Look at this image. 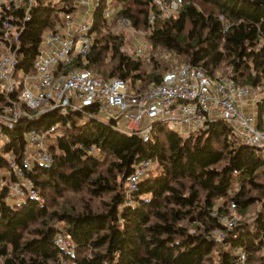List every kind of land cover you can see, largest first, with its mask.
Masks as SVG:
<instances>
[{"label": "trees", "instance_id": "obj_1", "mask_svg": "<svg viewBox=\"0 0 264 264\" xmlns=\"http://www.w3.org/2000/svg\"><path fill=\"white\" fill-rule=\"evenodd\" d=\"M0 4V54L15 53V76L32 74L42 33L57 31L75 1L35 0L29 9L14 0ZM114 5L109 18L101 6L94 8V43L64 71L84 67L145 90L174 69L172 61L186 62L211 80L229 76L239 87L264 92V0H181L167 16L152 0ZM120 16L144 31L148 59L124 50V32L112 29ZM5 18L9 31L2 26ZM17 94V88L8 94L0 86V113L10 115L14 104L25 110L11 128L0 126V171L9 155L21 164L27 132L56 126V137L47 136L53 140L47 148L51 164L25 170L35 196L8 204L6 182L16 177L0 176L2 264H264V146L245 144L220 120L190 135L157 124L144 142L93 118L98 105L38 112L26 109ZM91 146L98 155L89 153ZM147 159L153 168L128 203L125 179L136 162ZM231 202L245 219L218 240L215 231L222 229L221 216L229 218ZM58 225L70 237L73 255L53 242ZM237 250L245 252L243 263Z\"/></svg>", "mask_w": 264, "mask_h": 264}, {"label": "built area", "instance_id": "obj_2", "mask_svg": "<svg viewBox=\"0 0 264 264\" xmlns=\"http://www.w3.org/2000/svg\"><path fill=\"white\" fill-rule=\"evenodd\" d=\"M74 1L75 7L63 12L58 30L42 33L32 74L18 72V77L15 76L17 59L14 52L0 56V86L8 94L17 88V98L26 109L38 112L58 109L65 114L81 111L85 106L98 105V112L109 117L113 128L126 135H138L144 142L151 138L157 124L166 125L175 134L190 135L204 129L210 122L220 120L228 122L245 144L264 146V92L261 93L262 97L257 98L255 89L239 87L229 76L211 80L202 69L185 62L165 72L157 84L140 90L137 82L132 86L118 77L106 79L84 67L64 71L73 56L87 53L94 43V8L101 6L104 18L111 15L108 0ZM34 2L16 0L15 5H27L29 9ZM152 2L164 13L177 10L181 0ZM24 19L28 20V17ZM152 20L153 16H150L149 22ZM2 26L7 31L13 28L7 18L3 20ZM117 28L129 30L137 38L127 16L115 20L112 29ZM130 55L141 60L150 57L149 51L139 45L131 50ZM260 106L261 111L257 115ZM24 114L25 110L14 104L10 115L0 113V126L4 124L11 128L13 122ZM50 135L56 137V126H51L42 134L35 130L27 132L26 145L31 146L33 151H29L26 146V156L21 164H16L13 156L9 155V165L0 173L1 177L11 174L16 177V180L6 182L7 200L14 197L16 202H20L26 196H35L33 183L25 177V170H30L35 163L51 164L52 157L43 145L45 137ZM88 151L98 155V149L94 146ZM133 167L125 179L128 203H131L129 193L152 169L149 159L140 160ZM234 205L230 203V207ZM212 213L217 215L215 210ZM220 223L222 229L215 231L218 240H222L225 232L233 229L237 222L235 218L221 216ZM54 234L53 242L67 255H73L75 249L64 229L58 226ZM237 257L243 263L245 252L237 250Z\"/></svg>", "mask_w": 264, "mask_h": 264}, {"label": "rangeland", "instance_id": "obj_3", "mask_svg": "<svg viewBox=\"0 0 264 264\" xmlns=\"http://www.w3.org/2000/svg\"><path fill=\"white\" fill-rule=\"evenodd\" d=\"M3 0H0V2H2ZM15 2H16V0H14ZM108 4H109V8H111L110 10H111V12H113V10H114V8H115V0H108ZM0 8H1V4H0ZM171 14H174V12H172V11H167V12H164V15L165 16H167V15H171ZM116 31H123L124 32V37H125V39L126 40H128L129 41V46L127 45V47H124V50L126 51V52H128V53H130L131 52V50L136 46V45H139V46H141L142 48H145L147 51H149V55H150V53H151V51H150V46H149V43H148V41H147V39H145V33H144V31L142 32V31H140V30H137V29H135V32L137 33V38L135 39L134 37H133V34H132V32L131 31H129V30H124V29H122V28H117V29H115ZM9 52H4V53H1L0 54V56L1 55H3V54H8ZM151 56V55H150ZM146 59H148V58H144V60H146ZM171 63H173L175 66H174V68H176V66H178L179 64H181V63H177V62H171ZM257 98H260V97H262L261 96V93L260 92H258L257 91ZM92 117L93 118H95L96 120H101V121H103V122H106V123H109L111 120H109V117L107 116V115H105L104 113H101V112H97V114H94V115H92ZM84 118L86 119V118H88V116H86V115H84ZM83 118V119H84ZM51 143H53V140H52V138H47V137H45V140H44V148H48V146H50V144ZM27 146V149L29 150V151H33V148L31 147V146H29V145H26ZM8 155V153H6V156ZM151 167L153 168V163L151 162ZM3 170H1L0 172L1 173H3L2 172ZM9 199H11V202L13 203L14 201H15V199H14V197H10ZM229 218H235L236 219V222H239V221H241V220H243V219H245V218H243L242 216H240L235 210H232L231 209V207H230V209H229ZM224 217H227V216H224ZM228 218V217H227ZM57 224V223H56ZM59 226V225H58ZM60 264H68V263H66V262H64L63 260H60Z\"/></svg>", "mask_w": 264, "mask_h": 264}, {"label": "crops", "instance_id": "obj_4", "mask_svg": "<svg viewBox=\"0 0 264 264\" xmlns=\"http://www.w3.org/2000/svg\"><path fill=\"white\" fill-rule=\"evenodd\" d=\"M15 199V198H14ZM7 202H8V204H11V205H13V204H16L17 202L16 201H14L13 203L11 202V199H8L7 200Z\"/></svg>", "mask_w": 264, "mask_h": 264}]
</instances>
